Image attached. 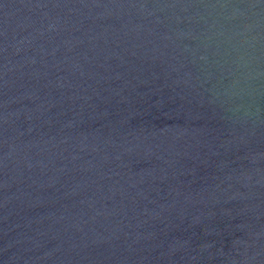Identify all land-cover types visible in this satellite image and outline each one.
I'll use <instances>...</instances> for the list:
<instances>
[{"label":"water","instance_id":"obj_1","mask_svg":"<svg viewBox=\"0 0 264 264\" xmlns=\"http://www.w3.org/2000/svg\"><path fill=\"white\" fill-rule=\"evenodd\" d=\"M0 264H264V0H0Z\"/></svg>","mask_w":264,"mask_h":264}]
</instances>
